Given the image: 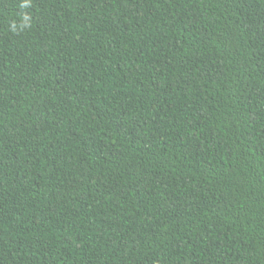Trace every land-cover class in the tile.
I'll return each instance as SVG.
<instances>
[{
	"label": "trees",
	"instance_id": "trees-1",
	"mask_svg": "<svg viewBox=\"0 0 264 264\" xmlns=\"http://www.w3.org/2000/svg\"><path fill=\"white\" fill-rule=\"evenodd\" d=\"M0 264H264V0H0Z\"/></svg>",
	"mask_w": 264,
	"mask_h": 264
},
{
	"label": "clouds",
	"instance_id": "clouds-1",
	"mask_svg": "<svg viewBox=\"0 0 264 264\" xmlns=\"http://www.w3.org/2000/svg\"><path fill=\"white\" fill-rule=\"evenodd\" d=\"M26 6V5H25ZM25 19H27V18H25ZM13 28H15V25H13Z\"/></svg>",
	"mask_w": 264,
	"mask_h": 264
}]
</instances>
